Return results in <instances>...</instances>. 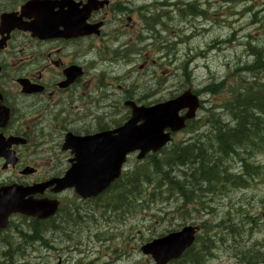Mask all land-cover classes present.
I'll return each mask as SVG.
<instances>
[{
  "label": "rangeland",
  "instance_id": "1",
  "mask_svg": "<svg viewBox=\"0 0 264 264\" xmlns=\"http://www.w3.org/2000/svg\"><path fill=\"white\" fill-rule=\"evenodd\" d=\"M155 1L165 0H138L133 7L147 6ZM168 1L174 3L179 0ZM196 1H200L199 10L206 13L203 18H187L180 22L176 7L162 10L168 14L160 21L165 23L166 28V32L162 30L161 36L171 43L165 44L168 47L159 49V53H156L152 42L146 39L149 32L142 29L144 42L139 46L142 53L136 61H131L129 67L123 69L124 72L130 70L131 73L127 75L129 78L126 87H121L116 95L120 97L122 94L124 98L135 97L146 106L178 95L183 86L200 92L203 105L196 118L204 126L197 134L189 130L180 132L173 136V141L177 143L195 137V140L210 144L211 124L215 125L216 119L223 123L230 122L224 109L225 102L231 98L230 92L255 85L263 88L264 69L261 70L262 77L258 79L254 72L248 73L246 68L255 59L249 49L261 51L264 60V0ZM197 15L192 14L194 17ZM179 36L187 38H182L179 43L176 41ZM166 54H169L168 58ZM145 59L151 65L140 70L139 66ZM153 62H157L159 67L154 69ZM213 84L222 85L220 89L211 90ZM208 88L219 92H203ZM244 93L246 91L242 92L243 96ZM121 107H118L120 118L128 116V111L122 105ZM117 120L119 118L116 116L115 121ZM261 137L254 142L253 147L247 150L238 149L239 157L224 158L222 164H217L219 169L224 166L225 170L227 168L233 174L242 171V160L248 164L246 170L257 167V172L247 178V188L232 189V183L223 180L221 185L213 187L212 192H198L199 198L185 204L180 210L178 208L182 204L177 200V193L172 192L165 201L158 197L149 198L147 194L153 192V186L144 185L143 197H146V206H136L139 201L132 205L133 209L127 214H123L122 210L104 213L102 209L94 221L85 219L77 226L69 225L62 230L53 231L52 238L47 240L52 239L51 246L54 250L35 243V252L28 251L23 256L18 255L19 264L23 260L30 264H57L59 258L60 264H153L150 257L140 252L143 244L178 230L183 225L192 224L200 226L198 233L203 238L204 225L209 223L215 226L214 231L209 234L215 248L203 264H241L240 258L251 245L255 249L253 252L260 251L264 254V131ZM253 141L252 139L249 143L252 144ZM152 158L162 160V154L148 156L142 161H137L135 155L130 156L123 166V173L133 172L140 166L151 171ZM186 170L189 172L187 167H176L174 176L188 189L192 181L189 178L190 172ZM181 172H184L185 177ZM175 211L180 214L190 211L192 214L189 219L178 220ZM248 222L252 224H246ZM233 224H245L247 233L231 234L226 228ZM249 228L253 229L252 234L247 231ZM186 261L183 258L174 264H186ZM257 264H264V260Z\"/></svg>",
  "mask_w": 264,
  "mask_h": 264
},
{
  "label": "flooded vegetation",
  "instance_id": "2",
  "mask_svg": "<svg viewBox=\"0 0 264 264\" xmlns=\"http://www.w3.org/2000/svg\"><path fill=\"white\" fill-rule=\"evenodd\" d=\"M130 3L0 0V189L62 178L77 162L74 149L64 146L66 137L114 131V84L105 60L120 53L105 54L100 39L108 40L114 28L124 34L129 27L127 40L118 37L117 43L126 56ZM54 188L24 198L59 203L57 214L44 221L48 227L70 213L87 217L95 211L96 199H78L73 188L60 193ZM5 233L0 230V264H18V250Z\"/></svg>",
  "mask_w": 264,
  "mask_h": 264
},
{
  "label": "trees",
  "instance_id": "3",
  "mask_svg": "<svg viewBox=\"0 0 264 264\" xmlns=\"http://www.w3.org/2000/svg\"><path fill=\"white\" fill-rule=\"evenodd\" d=\"M194 11L196 12V10ZM249 50L255 59L252 65L246 69L249 72L256 71L259 73L264 69L262 52L255 48ZM216 88L220 89L219 87ZM244 90L251 92L252 86L250 88H244ZM205 91L212 94L219 92V90L213 92L209 88ZM225 103V110L229 115L232 114L233 116H231L233 121L231 128L226 124L222 125L215 121L216 130L213 132L212 138H210L211 143L209 148L196 144L198 141H193L184 146L173 144L170 148L161 152L162 160L152 158L151 171L140 166L135 171L124 174L122 179L114 184V210H122L123 214L130 213L133 209L132 205L139 201V204L136 206H146V197H143L144 190L142 187L144 185H147V187L153 186V192H148L147 194L149 198L158 197L162 201H165L169 199L168 196L172 192H175L182 199L183 204H187L193 200H197L196 191L201 189L202 193L209 190L212 192L213 187L219 185L222 180L231 182L235 187H240L245 184L246 180L243 177L251 176L252 172L246 170L248 164L244 160L241 159L244 169L242 174L233 176L222 167L218 170V161H215L213 157H227L234 154L238 149L247 150L254 146L255 141H259L262 138V132L264 131V85L263 88H258L243 99H240L235 93ZM197 123V121L188 123L186 129L189 131L198 130V127L201 125L198 124L199 126H197ZM252 139L254 141L250 144L249 142ZM185 166H188L191 172L192 183L190 184V191L186 190L185 186H182L184 184L176 180L172 173L174 167ZM251 169L255 173L257 172L256 168L251 167ZM221 171L222 173L220 174ZM203 185H206L204 189H202ZM163 187H165L164 190L162 189ZM187 194L190 196H187ZM162 196H165V198L162 199ZM179 218L180 220L184 219L185 215H180ZM238 225L240 228L244 226L243 224H237L227 227L226 230L229 229V232L235 235L240 230ZM213 228L215 226H211V223L204 225L205 235L203 238L200 236V238L197 237L196 245L190 248L185 254L187 264H202L205 258L211 256V251L214 246L209 234L213 231ZM33 230L35 231V235L32 237V240L45 245L46 240L38 236L41 228L34 226ZM241 231L243 233V229ZM29 243H32V241ZM22 254L20 252V256ZM252 254L254 256L251 258L250 255ZM244 260L252 264H257L264 260V254L260 253V251H247V254L244 255Z\"/></svg>",
  "mask_w": 264,
  "mask_h": 264
},
{
  "label": "water",
  "instance_id": "4",
  "mask_svg": "<svg viewBox=\"0 0 264 264\" xmlns=\"http://www.w3.org/2000/svg\"><path fill=\"white\" fill-rule=\"evenodd\" d=\"M125 106L130 107L131 118L113 133L67 142L82 154L89 155L82 156V159L92 161L90 167L77 166L66 178L70 180L78 173L83 178H88L87 181L74 180L76 193L81 197L96 196L117 180L127 154L139 152L137 159L141 160L146 154L162 149L170 141L171 132L183 129L184 122L194 118L199 102L196 96L186 91L174 100L151 107H137L130 102ZM186 108L189 109L188 113L180 118L178 113ZM67 180L58 182V190L64 188ZM27 193L18 187L0 189V229L7 228L8 217L12 214L46 218L54 212V207L50 208L48 202L24 201ZM193 241L194 228L185 227L177 233L152 240L140 250L144 255L150 256L155 264H168L179 259Z\"/></svg>",
  "mask_w": 264,
  "mask_h": 264
},
{
  "label": "bare ground",
  "instance_id": "5",
  "mask_svg": "<svg viewBox=\"0 0 264 264\" xmlns=\"http://www.w3.org/2000/svg\"><path fill=\"white\" fill-rule=\"evenodd\" d=\"M256 51V50H255ZM238 70H239V68H238ZM249 73V72H248ZM217 87V84H213L211 87H210V89L212 90H214L215 88ZM258 89V85L256 86H253L252 87V91L251 92H254V91H256ZM243 91H246V90H244V88H240V89H238L237 91H236V94H237V96H239L240 97V99H243V98H245V97H247L251 92L250 91H246V93H244V96L242 95V92ZM203 92H205L206 93V91H203ZM247 92H250V93H247ZM231 116H232V114H230ZM233 117V116H232ZM216 121L218 122V123H220V124H222V125H224V123L223 122H221V121H218V119H216ZM196 144H198V145H201V146H204V147H206V148H209V145L210 144H204V143H196ZM238 151V150H237ZM237 151L234 153V154H231V155H229V156H220L219 158H217V157H213L214 159H215V161L217 160L218 162H217V164H222V159H224V158H235V157H239V154L237 153ZM185 167H187L188 168V170H189V167L188 166H185ZM218 165H217V169H218ZM175 168L176 167H174V169H173V171H172V173H173V177L177 180V176H174V170H175ZM218 170H220V169H218ZM226 170L227 171H230L229 169H227L226 168ZM187 171V170H186ZM249 171V170H248ZM188 172V171H187ZM190 172V171H189ZM188 172V173H189ZM249 172H252V174H251V176H247V177H249V178H251L252 177V175H254V171L252 170V169H250V171ZM222 173V171L220 172V174ZM190 174H191V172L189 173V178L191 179V176H190ZM219 174V175H220ZM181 175H184V172H181ZM183 177H185V175L183 176ZM227 178V177H226ZM183 180H185V179H183ZM192 181V180H191ZM192 182H190V184H191ZM183 184V183H182ZM183 187H184V185H182ZM203 186H206V185H203ZM186 190H188V191H190L191 190V188H190V186L188 187V189H186ZM187 196H190L189 194H187Z\"/></svg>",
  "mask_w": 264,
  "mask_h": 264
}]
</instances>
